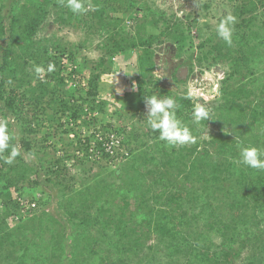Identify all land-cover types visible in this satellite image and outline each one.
I'll return each instance as SVG.
<instances>
[{"label":"trees","instance_id":"obj_1","mask_svg":"<svg viewBox=\"0 0 264 264\" xmlns=\"http://www.w3.org/2000/svg\"><path fill=\"white\" fill-rule=\"evenodd\" d=\"M229 1L233 8L218 23L228 14L237 17L231 46L217 37L216 27H199L195 19L184 23L174 13L168 17L145 0H85L93 8L82 15L60 0H0V119L8 121L19 150L11 164L0 159V264H264V171L235 163L238 142L264 147V0ZM56 24L86 36L66 44L49 32ZM150 27L162 31L149 35ZM193 28L201 40L179 68L187 67V78L195 72V61L205 71L225 68L216 72L218 95L201 104L212 120L200 124L193 122L198 104L191 92H174L153 75L165 41L176 50L172 59L183 60L194 44L187 33ZM94 40L98 61L77 59ZM127 56L135 62L122 67ZM49 64L54 71H47ZM37 66L44 71L37 74ZM121 70L127 72L121 99L110 110L102 98L104 79ZM172 78L181 84L187 80L178 72ZM151 95L176 99L177 115L192 129L194 143L169 145L146 125L145 96ZM135 117L132 135L125 137ZM80 120V126L99 124L104 138L118 132L128 152L116 163L120 153L100 152L97 143L102 157L94 164L88 157L95 135L85 136L83 144L76 131L73 149L84 153L86 166L104 161L108 171L121 166L113 170L112 183L103 178L84 193L68 177L67 164L81 165L74 163L75 152L58 148L52 142L55 131H45L48 122L51 129L66 127L63 134L74 132L69 126ZM138 126L151 130L143 134ZM211 126L218 130L204 137ZM25 155L36 161L30 165ZM63 182L69 184L63 189L66 202L60 200L61 212L52 213L51 190ZM25 191L29 208L21 205Z\"/></svg>","mask_w":264,"mask_h":264},{"label":"rangeland","instance_id":"obj_2","mask_svg":"<svg viewBox=\"0 0 264 264\" xmlns=\"http://www.w3.org/2000/svg\"><path fill=\"white\" fill-rule=\"evenodd\" d=\"M210 3L211 7L208 10L203 9V5L205 3ZM145 3L149 6H152L155 9H160V10H164L167 14L168 17H171V14L174 13L176 14L175 18H179L182 19V21L184 23H190L191 21H193L194 19L196 20V25L199 27L205 26V25H209L211 27H216L218 24V19L220 16L223 15V12H227L230 13L232 10V6L234 4L231 3L229 0H145ZM119 18H124L123 15H117ZM186 16V17H185ZM60 27L56 24V25H52L50 27V31L49 32H55L57 33V36L59 39H63L64 42L66 44H72V43H76L78 44L79 42H81L84 37L86 36L85 31L80 30V29H74V28H63V29H59ZM59 30V31H58ZM148 34L149 35H158L162 29H155L153 27H150L147 29ZM187 33H189L188 35H190L191 37H193L192 39L194 40V44L192 49L189 48V52L187 54H185L182 58L183 61L187 60L189 55H193L196 53V48L199 44V41L201 39H196L197 36V32L196 30L193 29H188ZM51 34V33H50ZM165 45H163V47H167L169 45H167V41L164 42ZM88 47H84L85 49L80 51L77 55V59H83L86 58L89 62L92 61H98V59L100 58V51L98 50L97 47V40H94L93 42H89L88 43ZM171 46H169L170 48ZM155 51L158 52L159 46H155L154 47ZM164 49V48H162ZM162 54V53H160ZM135 57L133 58V56L129 57H125L124 61H123V66H125V64L127 65H131L135 62ZM174 61L176 62V59H174ZM155 64H156V68L155 71L153 73L154 77L156 79L161 80V82H163V84L169 88L170 90L177 92V93H182L184 92V90H189V92L193 93L195 90L194 87L197 85V81H195V79H197L199 81V83L201 82V86L200 88L203 89L204 93L206 96H204V102H198V105L201 104H205L208 105L210 101H212L215 97V94L218 95L219 92V84H216L218 81V76H216V74L213 72V70L211 69L209 71V73L212 75L211 78H206L204 79V75H202L201 73L204 72L206 69L205 68H200L197 65V62L195 61V63L193 62V64H195V69H196V73L192 74L191 76L188 77V75L183 76V78H187L185 84H181V83H177L174 81V79L172 77H170V74L167 72V66L163 64V61H157L156 59L154 60ZM129 69V73L132 72L133 68H131L130 66H126ZM223 67V66H222ZM221 66L216 67V69H220V74L223 73V71L225 70V68H222ZM124 69V68H123ZM212 72V73H211ZM126 70H121V72H113L108 78L104 79V91H102V98H108V94H111V100L110 102H115L117 104V100L121 99V91H122V87H123V83H124V76L126 75ZM90 73L87 72L86 76H89ZM199 78H201L202 80H199ZM125 79V78H124ZM214 85V86H213ZM217 85V88L216 86ZM216 93H215V92ZM192 97L194 98V96L192 95ZM119 103V102H118ZM112 106L110 108V110H112L113 108H115L114 103H111ZM118 107H120V104L117 105ZM125 113H128L129 111H124ZM91 116V115H90ZM93 117V116H92ZM90 117H86L85 120L88 122ZM101 120V119H100ZM99 120V121H100ZM112 120V123H114V120ZM116 120V119H115ZM138 120V118H134L133 120H131L132 122L128 123V128L126 130L125 133V137L132 135V129H134V125L136 124V121ZM119 122L116 121V124H118ZM82 124V120H80V122H77V124L72 123L71 126H69L71 128V130H75L74 132H68V133H62L63 131H65V128H60L59 125H56L54 128L49 127L48 122H46V132L51 131L54 135H53V143H56L58 148H64L69 150L70 152H75V149H73V146L75 145L74 141L76 140L75 138H71L70 135H74V137L77 135V132H80L79 135H81V131H86V133L91 132L95 126H100L99 124H93L90 126H80ZM140 129H142V133L143 134H148L149 133V129L147 126L146 128L143 126V128L141 126H138ZM69 128V130H70ZM131 128V129H130ZM14 129V127H13ZM59 129V132H58ZM139 129V130H140ZM132 130V131H131ZM213 130L217 131V127L216 126H211L210 128H208L207 130H205L204 132V137L207 138L208 134L210 132H212ZM14 131L19 134V132H17V129H14ZM44 131V132H45ZM44 132L41 133L42 135H40L38 138H40L41 140L43 139L42 137H44ZM58 132V133H57ZM55 133L57 134L55 136ZM118 133V132H117ZM139 133V132H138ZM120 135V134H119ZM146 138V137H145ZM124 139V138H123ZM149 143V142H148ZM133 146V145H132ZM49 156L48 158H51L54 156V152H52L53 150L49 149ZM77 151L75 152V156H76ZM60 153H56V155L58 156ZM26 160H28L29 164L32 165L33 162L36 161L35 157H30L25 155L24 156ZM75 161V160H74ZM75 165H80L79 167L76 166H71L67 164L68 167V171H69V175L68 177H73L74 181L73 182V187L75 190H78L77 192L81 191V192H87L85 189V187L89 184H94V183H100V181H104L103 178H105L109 183H112L111 181V176L113 173V170L116 168H121L120 165L117 166H112V172L107 173L111 170H107L105 169L107 164L106 161L102 162L101 165H95L94 167H90V166H86L87 161L85 157H80V159L76 160ZM95 164V162H93ZM85 164V165H84ZM89 165V164H88ZM116 165V164H114ZM92 166V164H91ZM99 166H101L102 168L104 167V169L100 168ZM78 168H80V170H78ZM91 168V172L89 171V169ZM83 169L86 170V172H83ZM97 172H99V176L95 179V177L97 176ZM107 174H110L108 176H106ZM92 176V177H91ZM67 177V178H68ZM94 177V178H93ZM34 178V176L32 177ZM92 178V180L90 179ZM44 179L42 178L41 181H43ZM67 182H63L62 186H57V188L55 189H50V187L48 185L43 184L46 190H51V205L48 208V211L50 212H61V209L58 208V204L60 202V200H63L64 202L66 199V195L68 194L66 191H64V187L67 186ZM69 185V184H68ZM97 185V184H95ZM60 190V191H59ZM63 190V191H62ZM36 192V193H35ZM83 192V193H84ZM39 191L36 189L34 191V194H38ZM70 194V193H69ZM25 196L28 198V192L25 191ZM81 199H83L82 196ZM79 200H77L76 203H78ZM106 208H108V206H106ZM14 221V220H13ZM65 221V220H64ZM17 221L12 222L13 225H16ZM199 228H203L205 225L202 223L197 225ZM215 242H217L215 240Z\"/></svg>","mask_w":264,"mask_h":264},{"label":"clouds","instance_id":"obj_3","mask_svg":"<svg viewBox=\"0 0 264 264\" xmlns=\"http://www.w3.org/2000/svg\"><path fill=\"white\" fill-rule=\"evenodd\" d=\"M60 4L74 15H82L93 8V5L91 3L86 4L85 0H60ZM236 22L237 17L228 14L224 16L216 26L217 37L228 46H231L233 43V33ZM54 70L55 66L49 64L47 71L52 72ZM212 70L215 74L216 72L219 74L221 72L220 69H216V67ZM35 71L39 74L43 72L44 69L37 66ZM195 73L196 69L193 74ZM209 75H211L209 71H205L204 79L205 77L209 79ZM199 80L202 79L199 78ZM195 81L198 80L195 79ZM191 95H193V93H189V96ZM145 105L147 109L145 123L154 132L159 133V139L161 141H164L169 145L180 146L195 142L192 129L177 115L178 105L174 97L163 95L145 96ZM209 119H211L210 111L203 105H196L193 110V122L195 124H200L202 121H208ZM13 140L14 135L9 129L8 121L6 119H0V159H3L7 164L13 163L15 157L19 155V150L13 143ZM238 147L239 158L235 163L251 169L264 171V147L244 144L242 141L238 142ZM5 153H7V155H5ZM75 159L78 160L80 158L76 155ZM35 190V188L33 190L31 189L34 196Z\"/></svg>","mask_w":264,"mask_h":264},{"label":"built area","instance_id":"obj_4","mask_svg":"<svg viewBox=\"0 0 264 264\" xmlns=\"http://www.w3.org/2000/svg\"><path fill=\"white\" fill-rule=\"evenodd\" d=\"M196 83H197V85L193 89V90H195L193 92L194 101H197V103L198 102H204V99H205L204 96H206V95H205L203 89L200 88L201 86H199V85H201V82L199 83V81H197ZM215 86L217 88V85H215ZM110 97H111V94H108V98H105V101H107L109 103V105L112 106L111 103H114V102H110V101H112ZM97 115H98V113H95L92 116L94 117ZM92 116L89 115L88 117H92ZM108 122L112 123V120H109ZM97 130H99V128L97 126H95L94 129L89 133H86L85 130L82 131L81 136H80L82 143L85 144L86 143V140H85L86 137H90L92 135H95V137L93 138V143L89 149V152L91 155L88 157V159H90V161H92V162L100 159L102 157V154L100 155V152H102V150H103V152L105 154L110 155V156H114L115 153L119 152L121 157L118 161H114V162H116V163L122 162V159L128 155V152L125 150L123 143H122L124 136L119 135L116 131H113V132H111L109 137L104 138V135L101 132H98ZM70 137L75 138L73 134L70 135ZM97 143L101 144V151L97 148L98 147ZM76 155L78 156V158L85 157V155L82 151H77ZM39 196H40L39 194H35L36 199L39 198ZM29 200H30L29 198L24 196L23 199L21 200V205L29 208ZM30 206H31V208H36V203H32ZM25 211H26L25 209H22L23 214L25 213ZM10 220H11V222H14V221H17V218L12 217Z\"/></svg>","mask_w":264,"mask_h":264},{"label":"flooded vegetation","instance_id":"obj_5","mask_svg":"<svg viewBox=\"0 0 264 264\" xmlns=\"http://www.w3.org/2000/svg\"><path fill=\"white\" fill-rule=\"evenodd\" d=\"M172 50H170V48H168V50L170 51V53L167 52V49L164 48L162 50V54L157 56V59H161V61H163V64L167 66V72L170 74V77H172V72H178V74L181 77V73L182 70L186 67H182L179 68V65L181 63H183V60L181 58H176V62L174 61V59H172L173 57L176 56V50L174 48H171ZM178 69V71H176Z\"/></svg>","mask_w":264,"mask_h":264},{"label":"water","instance_id":"obj_6","mask_svg":"<svg viewBox=\"0 0 264 264\" xmlns=\"http://www.w3.org/2000/svg\"><path fill=\"white\" fill-rule=\"evenodd\" d=\"M187 72H188L187 68H184V69L182 70L181 77L187 75ZM209 78H211V75H209Z\"/></svg>","mask_w":264,"mask_h":264}]
</instances>
